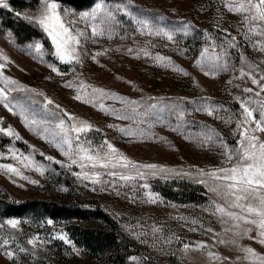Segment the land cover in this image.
Returning <instances> with one entry per match:
<instances>
[{
	"label": "rangeland",
	"instance_id": "rangeland-1",
	"mask_svg": "<svg viewBox=\"0 0 264 264\" xmlns=\"http://www.w3.org/2000/svg\"><path fill=\"white\" fill-rule=\"evenodd\" d=\"M23 1L27 5L12 6L3 0L7 6L0 8L21 18L38 19L42 0ZM55 2L65 23L74 22L73 33H84L80 45H74L78 60L62 62L42 28L50 48L40 34L17 41L0 24V89L8 97L0 102V166L11 165L21 174L0 167V196L97 206L128 238L127 259L132 262L264 264L260 230L217 212L220 205L226 211L245 214L229 207L232 198L225 200V189L219 194L209 190L221 181L201 175V170L207 173L236 162L234 157L229 163L225 153L240 147L239 132L244 128L248 135L264 141V133L254 131V124L237 128L244 119L242 101L249 102L257 119L260 102H264V93L255 95L259 84L240 74L241 69L251 72L264 84L260 80L264 51L258 50L264 36L249 32L244 14L228 10L227 5L239 0H103L116 17L105 24H100L103 13L96 20L80 18V13L92 12L101 0ZM139 20L148 21L153 32L143 29ZM94 24L106 29L103 35H92ZM160 27L172 32L173 39L154 34ZM37 42L42 45L39 52L34 47ZM6 80L15 83L6 84ZM60 120L68 127L81 122L91 126L86 132L69 133L71 157L62 153L57 146L60 137L53 135L59 131L55 125ZM209 134L213 135L210 142L206 141ZM107 144L116 152L110 153ZM78 146L110 159L93 167L92 162L79 159ZM63 151H68L67 145ZM105 162L108 167H100ZM93 178L98 182L92 183ZM180 180L200 185L204 197L190 200L176 194L172 198L160 190L180 189ZM9 220L20 223L13 228ZM69 223L108 226L102 218L0 215V264L112 263L111 248L91 251L76 244L68 232ZM235 223L241 227L234 228ZM245 228L252 231L245 235ZM247 248L255 255L246 252Z\"/></svg>",
	"mask_w": 264,
	"mask_h": 264
},
{
	"label": "snow or ice",
	"instance_id": "snow-or-ice-1",
	"mask_svg": "<svg viewBox=\"0 0 264 264\" xmlns=\"http://www.w3.org/2000/svg\"><path fill=\"white\" fill-rule=\"evenodd\" d=\"M42 10L38 19L34 22L39 24V26L43 29L44 32L52 40L53 45L55 46V55L62 61V62H71L72 60H78V57L74 55L76 52V47L80 45V37L84 36L83 32H76L73 33L72 24L73 21H68L67 24L62 19L60 12L58 11L59 5L55 2V0H42ZM0 6L6 7L7 5L3 3V0H0ZM228 10L240 14H244V23L249 26V32L255 35L264 36V0H239L238 3H232L227 5ZM103 13V17L100 19V24H105L108 21H115L116 17L113 12L104 6L103 0L100 3L95 5V8L92 12H82L80 13L81 19H88L91 18L92 20L97 19V14ZM67 15V13H66ZM135 19V17H134ZM138 23L143 27V29L147 30L149 33L153 32L152 26H150L149 22L146 20H139ZM106 29L100 28L99 25L92 26V35H103ZM154 34L156 35H164L167 39H173V33L170 31H166L164 28H156L154 30ZM235 39V38H233ZM75 45V46H74ZM35 50L39 52L42 48V45L37 42L35 44ZM258 50L264 51V43L259 44ZM208 50L205 49L201 56H204ZM100 55V53H97ZM95 57H93L94 59ZM217 59H220L217 56ZM199 63V61H198ZM2 67V65H0ZM53 71L56 69L53 67ZM186 74V73H185ZM207 75V73H205ZM241 76H249L252 80L254 85L259 84L260 91L256 92V96H260L261 93H264V84H260L251 72H244L241 69ZM260 80H264V76L260 77ZM6 84H13L14 81L6 80ZM97 91V90H94ZM245 92H252L251 88H245ZM76 99H80V96L77 95ZM8 97L4 91V89H0V102L7 101ZM51 103V101H48ZM249 102L242 101L240 103V107L243 109L244 119L242 122L237 123V128H242L245 124H254L255 129L254 131H259L264 133V102H260V118L257 119L254 115V110L248 106ZM7 106V105H6ZM101 109L104 110V106L101 105ZM21 117L27 122V117L25 116L24 112L21 111ZM209 115L212 114L211 110L208 112ZM126 118V117H122ZM69 119H73L69 117ZM32 124H35L36 121L32 120ZM56 129L59 131L53 133L54 136L60 137V143L57 145L61 147L62 153L66 156L72 155V141L69 138L70 132L81 133L86 132L90 129V125L86 124L85 122H81L80 126L75 124L71 125V127L65 126V122L60 120L56 125ZM111 127V126H110ZM2 131V129H0ZM8 134L12 135V130L8 129ZM48 131V129H45ZM123 131V130H122ZM240 136V147L234 151L226 152L225 155L227 157V161L231 163L235 157L236 162L231 164L230 167L219 168L207 173H204L201 170V175H208L213 180L221 181L222 183L216 187H211L209 190L212 192L220 193L221 188L225 189L223 196L227 201L229 197H231V203L229 207H235L241 209L242 213L245 214H237L235 212L226 211L225 208L221 207L220 205L216 206L217 212L221 213L222 215H226L231 220L234 221H242L245 225H253L258 228L260 231L258 232V236L261 237L259 243L264 244V141H261L259 137L256 135H248V129L244 128L242 131L239 132ZM78 139V137H77ZM213 135L209 134L206 136V141H212ZM107 143V142H105ZM63 145L68 146V151H63ZM226 147V146H225ZM107 148L109 149L110 153H115L116 149L113 148L111 144H107ZM77 155L81 161L87 160L92 162V166L95 167L97 163L101 160L108 161L110 157L105 155L101 157L99 153L92 154L89 149L84 148L82 146H78L77 148ZM24 159H28L25 157ZM48 159H51L50 157ZM119 159L125 160L126 158L120 156ZM72 163H77L76 159L72 160ZM126 163H130L126 161ZM84 165L81 164V167ZM0 167L6 168L9 172L15 173L17 176H20V172L17 171L11 165H3ZM100 167L107 168L108 163H100ZM115 167V165H113ZM143 167L147 168H155V165H144ZM37 170L42 172L37 166ZM163 171V169H161ZM109 175L115 176V172L108 173ZM94 176L96 174H93ZM142 175V174H141ZM27 179V177H22ZM84 178L89 179L87 173H84ZM123 180H130L132 177L129 176H121ZM31 183H35V181H30ZM97 179L93 178L92 183H97ZM147 187V185H145ZM151 202H155V200H151ZM13 228H16L20 221L18 220H9L7 221ZM49 224L52 223L51 220L48 221ZM234 228H240V223L233 224ZM230 229H226L229 231ZM252 228H245L244 234L251 232ZM235 235H240L239 232L234 233ZM60 239L65 240L66 243L69 241L67 240L66 236H60ZM252 239L253 237H249ZM221 243L225 241L221 240ZM29 243L32 244L33 241L29 240ZM7 244V241H5ZM189 245H185V249H188ZM203 247V245H201ZM246 252L255 255L253 249L247 248L245 249ZM9 258H12L13 253H7ZM209 255H212L209 253ZM135 259V258H133Z\"/></svg>",
	"mask_w": 264,
	"mask_h": 264
},
{
	"label": "trees",
	"instance_id": "trees-1",
	"mask_svg": "<svg viewBox=\"0 0 264 264\" xmlns=\"http://www.w3.org/2000/svg\"><path fill=\"white\" fill-rule=\"evenodd\" d=\"M8 1L12 6L27 5L23 0ZM0 24L8 27L17 41H24L29 39L33 34H40L41 41L50 48L47 35L32 19L15 16L9 9L0 8ZM0 137H3V135L0 134ZM180 182V189L176 188L170 191L171 189L166 187L169 191L166 189L160 190L172 198L176 194H184V197L190 200H197L204 197L199 191L201 189L200 185L183 180H180ZM0 215H32L40 218L49 217L64 220L102 218L108 222L107 228L77 223L67 224L68 232L74 242L91 251L111 248V264H141L140 262H132L127 259L129 255L128 238L117 228L112 219L97 206H83L76 202H57L33 197L14 201L0 196Z\"/></svg>",
	"mask_w": 264,
	"mask_h": 264
}]
</instances>
